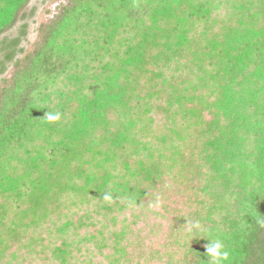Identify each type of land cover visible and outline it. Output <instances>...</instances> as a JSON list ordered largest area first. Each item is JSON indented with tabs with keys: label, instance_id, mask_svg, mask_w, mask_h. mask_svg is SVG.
Segmentation results:
<instances>
[{
	"label": "trees",
	"instance_id": "16d2710c",
	"mask_svg": "<svg viewBox=\"0 0 264 264\" xmlns=\"http://www.w3.org/2000/svg\"><path fill=\"white\" fill-rule=\"evenodd\" d=\"M29 1L0 0V264H264V0H66L21 56Z\"/></svg>",
	"mask_w": 264,
	"mask_h": 264
},
{
	"label": "rangeland",
	"instance_id": "374dc122",
	"mask_svg": "<svg viewBox=\"0 0 264 264\" xmlns=\"http://www.w3.org/2000/svg\"><path fill=\"white\" fill-rule=\"evenodd\" d=\"M66 0H30L23 11L20 13L19 19L16 25L10 29L5 35H11L17 33V30L24 23L27 24V35L22 41V47L24 53L21 56L32 51L35 43L38 41L40 28L50 21L58 12L59 7L65 4ZM25 14V19L21 18V15ZM20 58V55L18 56ZM12 68L8 69L4 75L0 76V80L9 79ZM3 87V83L0 82V88Z\"/></svg>",
	"mask_w": 264,
	"mask_h": 264
},
{
	"label": "clouds",
	"instance_id": "9594fccd",
	"mask_svg": "<svg viewBox=\"0 0 264 264\" xmlns=\"http://www.w3.org/2000/svg\"><path fill=\"white\" fill-rule=\"evenodd\" d=\"M61 119V114L59 112H49L46 111L45 116L42 120L48 123H56ZM104 201H111L112 196L110 194H104L102 196ZM199 224L196 228L199 229ZM206 255L210 259L211 264H228L230 259V253L227 251L223 244L218 241H212L206 248Z\"/></svg>",
	"mask_w": 264,
	"mask_h": 264
}]
</instances>
